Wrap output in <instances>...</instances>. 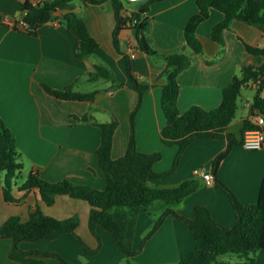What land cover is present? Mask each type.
Here are the masks:
<instances>
[{
	"label": "crops",
	"instance_id": "crops-1",
	"mask_svg": "<svg viewBox=\"0 0 264 264\" xmlns=\"http://www.w3.org/2000/svg\"><path fill=\"white\" fill-rule=\"evenodd\" d=\"M44 0H0V14L22 18V4ZM195 0H166L152 4L145 17L150 20L145 33L153 50L161 55L179 52L191 59L189 69L178 75L180 92L178 107L182 114L193 106L206 111L217 109L222 102L223 89L239 75L244 60L249 57L245 43L264 47V33L257 27L238 20L223 32L224 46L211 38L212 28L223 19V14L211 10L208 20L197 28L203 46L202 54L187 48L184 29L192 16L198 12ZM145 2L132 3L128 11L140 10ZM75 13L84 22L97 41L94 54L84 59L77 57L76 39L63 22L66 13ZM116 15L110 0L101 5L85 4L82 0L71 1L58 10L50 22L38 30L36 36L10 28L0 23V116L17 140V150L23 170L12 189L20 203L3 199L4 173H0V226L11 216L18 215L22 221L30 217L37 206L50 217L67 220L80 218L77 232L87 246L95 249L97 239L88 228L90 205L86 200L59 195L53 205L46 206L39 190L21 192L28 175L38 173L51 183L63 179L75 184L87 185L97 190L106 187L105 176L98 167L97 150L102 130L96 124L118 122L113 135L112 159L123 157L127 151L130 135L129 115L136 108V91L128 86L130 78L126 71L125 53L134 48V32L126 28L120 33V51L114 46L113 31ZM252 63L261 65L262 57H250ZM132 72L137 80L150 85L145 92L143 104L135 118L137 151L144 154L160 152L163 159L154 164L157 173L169 170L178 152V146H165L161 131L166 119L161 107L162 87L166 84L160 76L165 65L160 60L137 50L131 58ZM95 66L107 70L106 79L90 80ZM43 84L54 90L73 86L75 92L97 91L95 101H68L49 95ZM258 87L251 84L245 88L237 101V113L227 132L242 138L244 121L251 123V106ZM262 96L264 97V91ZM89 115V122L75 117ZM224 139H196L185 150L175 173L160 181L151 180L154 188L178 187L186 181H198V189L180 204L153 203L141 210L133 241V250L140 248L144 236L155 225L158 217L171 207L179 215L191 219L196 206L210 210L213 219L224 227L236 223V216L229 196L215 186V179L222 181L244 205L257 203L260 186L264 179V147L246 150L242 144L235 146L230 155L220 163L217 176L212 173V163L219 153L227 149ZM210 174L208 183L195 175V171ZM97 233L102 246L93 256L86 254L79 242L69 235L54 240L23 242L24 251L58 253L72 264H127L128 259L117 249L112 236L101 227ZM11 239H0V264H19L10 259ZM196 249L194 235L189 225L169 215L162 225L144 244L141 251L130 261L132 264H179L182 254ZM253 261L235 254L217 257L214 264H264V249L250 254ZM46 264H61L56 258L44 259Z\"/></svg>",
	"mask_w": 264,
	"mask_h": 264
},
{
	"label": "trees",
	"instance_id": "trees-1",
	"mask_svg": "<svg viewBox=\"0 0 264 264\" xmlns=\"http://www.w3.org/2000/svg\"><path fill=\"white\" fill-rule=\"evenodd\" d=\"M74 0H44L37 5L32 3L22 4V18L19 23H26V34L36 36L38 30L53 19L54 14L65 8ZM85 4L101 5L108 0H82ZM116 15V26L113 31L114 46L120 51L119 36L127 27L124 23L137 19L132 27L134 32V48L140 53L160 60L165 69L160 76L166 84L162 87L161 107L166 119V125L161 131L160 140L165 146H178V152L171 168L165 172L157 173L153 169L154 164L163 159L160 152L144 154L137 151L135 118L141 110L145 92L150 85L137 80L132 72L131 57L125 53L126 71L130 78L127 84L136 91L138 101L136 108L129 115L130 135L129 144L125 155L117 160L112 159L113 135L118 128L117 121L96 124L101 128V142L97 150V163L105 176L106 187L97 190L87 185L75 184L68 180L51 183L43 180L38 173L28 175L21 186V192L39 190L44 205H53L59 195L69 196L74 199H83L90 205L88 228L97 239L98 246L91 249L77 232L80 218L76 215L70 219H56L45 215L39 207L30 212L26 221L18 215L11 216L0 226V239H11L12 248L10 259L19 264H46L44 259L56 258L61 264H72L66 261L58 253H42L39 251H24L20 248L23 242L51 241L59 236L69 235L84 248L86 254L93 256L102 246V239L97 233V227H101L109 233L117 245L118 251L128 259L127 264H132L131 259L144 247L145 242L153 236L169 215L189 225L194 235L196 249L180 256L179 264H214L217 257L227 254H235L249 261H253L250 254L264 249V179L260 186L257 203L244 205L236 195L225 186L222 181L215 179V186L222 189L230 198L232 208L236 216V223L231 227H224L216 222L211 212L206 207L196 206L191 219L179 215L171 207L167 208L158 217L156 223L144 236L140 248L133 250V241L138 225V217L141 210H146L153 203L165 205L180 204L185 198L193 194L199 186L198 181H186L178 187L154 188L149 181L165 180L171 177L179 160L187 147L196 139H224L227 141V149L217 155L212 163V173L217 176L220 163L231 153L232 149L242 144L246 131L256 129L252 123L244 121L241 129L242 138H238L227 132L237 113V101L243 90L251 84L258 87L254 96L252 108L264 114V47H253L245 43L247 57L239 75L234 76L232 82L223 89L221 105L214 110L206 111L200 106H193L182 114L178 107L180 84L178 75L191 66L190 57L183 53L161 55L152 49L145 33L150 20L145 17L152 4L166 0H147L140 10L132 12V17L125 14L127 9L121 0H110ZM126 1V0H125ZM198 12L191 17L184 29V38L187 48L195 54L203 53V46L197 35V28L205 20L209 19L211 10H217L223 14V19L212 28L211 38L224 46L223 32L230 29L233 21L238 20L257 27L264 33V0H195ZM127 3V1H126ZM63 22L69 33L76 39L77 57L81 60L94 54L98 48L97 41L91 36L84 19L75 13H66ZM17 29V28H14ZM250 57H262L263 63L256 65ZM90 80L108 77L107 70L101 66H95L94 72L89 74ZM260 82V83H259ZM46 92L58 99L68 101H95L97 91L80 93L73 90V86H67L62 90H54L43 84ZM80 122H89L91 117H75ZM17 150L15 135L5 125L0 116V173H4L3 199L6 202L20 203L14 198L12 189L15 180L23 170ZM1 197V196H0Z\"/></svg>",
	"mask_w": 264,
	"mask_h": 264
},
{
	"label": "built area",
	"instance_id": "built-area-1",
	"mask_svg": "<svg viewBox=\"0 0 264 264\" xmlns=\"http://www.w3.org/2000/svg\"><path fill=\"white\" fill-rule=\"evenodd\" d=\"M127 3H136V2H144L147 0H126ZM35 3L33 5L39 4ZM125 14L123 16L127 15L129 17H132V11H125ZM137 19L133 18L132 21L124 23L123 25L126 26L127 28L132 29V27L136 24ZM0 23L4 24V26L10 27V28H17L18 30L22 31H27L28 26L26 23H19V20L17 18H14L13 16L10 15H4L0 14ZM137 50L129 49V56L131 58L136 57ZM260 83V82H259ZM256 85V84H255ZM263 85V90H264V83ZM251 123L256 126V129L246 131L244 140H242V146L246 150H260L264 147V114L261 113L259 110H253L251 106ZM195 175L204 179L208 183L213 182V177L210 174H205L200 172V170L195 171Z\"/></svg>",
	"mask_w": 264,
	"mask_h": 264
},
{
	"label": "rangeland",
	"instance_id": "rangeland-1",
	"mask_svg": "<svg viewBox=\"0 0 264 264\" xmlns=\"http://www.w3.org/2000/svg\"><path fill=\"white\" fill-rule=\"evenodd\" d=\"M122 1V3L124 4V6H125V8L127 9V10H130L133 6H134V4H131V3H126V1L125 0H121ZM240 102H241V100H240V98H239V104H240ZM17 181H18V179H16ZM15 180V181H16ZM157 203H160V202H157ZM156 204V203H155Z\"/></svg>",
	"mask_w": 264,
	"mask_h": 264
}]
</instances>
